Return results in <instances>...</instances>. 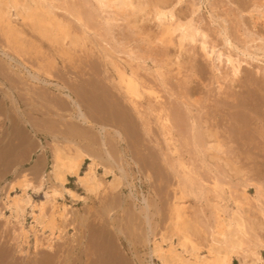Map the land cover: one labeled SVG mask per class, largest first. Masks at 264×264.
<instances>
[{
    "label": "rangeland",
    "instance_id": "1",
    "mask_svg": "<svg viewBox=\"0 0 264 264\" xmlns=\"http://www.w3.org/2000/svg\"><path fill=\"white\" fill-rule=\"evenodd\" d=\"M66 1L68 5H64H74L85 14L83 23L86 25H81L64 10L58 9V14L64 16V20H70L72 30L82 34L85 43L66 46L65 49L28 30V54H23V57L24 61L28 58L26 65L32 73L36 66L42 67V72L47 70L52 75V82L65 86L68 91L25 76L26 68L18 66L23 58L18 57H14L15 67L10 70L14 75L22 73L25 77L0 84V197L4 195L2 186L15 175L29 172L37 182L41 174L48 173L52 157L50 132L54 131L59 141L63 142L66 136H71V129H68L71 126L76 127L78 135H81L80 129L90 130L92 139L87 141L88 147L94 150L103 148L104 153L108 149L115 164L126 169L124 185L118 189L108 187V182L113 178L109 174L105 180H100L102 185L98 192L81 197L82 201L72 199L68 194L58 196L57 203L55 200L57 211L54 208L57 212L54 234L50 235L47 230L41 232L37 229L36 234L28 233V237H24L18 220L2 208L0 202V264H115L117 258L124 264H158L156 259L150 257V244L146 237L151 236L149 225L154 227L157 234L168 226L170 205L178 192L174 167L181 171L178 167L180 162H185L189 178L181 177L187 184L177 202L182 205L181 209L188 214V218L206 231L214 225L216 211H221V217L225 220L234 211H239L245 220L247 238L244 237L245 243L233 257L232 264H255L253 258L256 255L252 251L260 253L262 260L258 264H264V44H261L264 43V15L260 16V13H264V0L177 2V16L182 15L180 18L184 19L185 16L195 17L197 24L209 35L205 38V49L201 47L202 37L197 35L196 41L186 43L189 51L181 52L177 46L167 44V47L155 39L157 31L153 30H158V26L154 20L142 22L145 33L136 31L139 32L136 35L127 26L126 20L113 21V16L120 17L116 16L113 7L102 11L97 5L95 7L94 0ZM193 2L198 3L199 9L192 14ZM106 12H110V15ZM108 16L111 18L109 21L105 20ZM105 21H111V30ZM210 44L216 45V48L209 56L206 52L210 47L212 50ZM228 55L239 65L236 78L232 74L231 64L225 60ZM112 62H117L127 72L132 69L144 85L143 95L137 99L139 113L118 86L117 72ZM41 78L44 79V75L41 74ZM5 92L9 94L8 97L4 96ZM66 92H72L74 98L82 101L89 123L84 124L71 117L75 108L69 105L70 100L64 96ZM53 101H63L64 108L53 107ZM162 112L169 113L173 127L175 124L172 142L166 140L161 126ZM193 122L195 127L192 134ZM101 123L109 127L104 132L106 135L103 133L106 149L100 144L102 133H99L98 126ZM115 130L122 132L123 140L115 135ZM212 133L222 144V151L208 149L206 142L209 139V142H213L214 138H209L207 134ZM197 137H201L199 147L195 146ZM77 142L79 145L83 143L79 139ZM216 153L221 158L210 156ZM40 156L45 161L34 169L33 164ZM98 157L102 159L100 155ZM105 157L108 162L104 164L108 166L111 161L107 153ZM116 170L121 175L117 167ZM69 183L74 185V180L71 179ZM33 196L35 200L43 198L41 193ZM143 197L150 203L149 207L151 205L148 212L150 217L153 215L149 224L143 217L144 212L140 211L144 206ZM51 206H46L47 212L53 210ZM31 221L32 218L27 215L25 230H30ZM204 231L196 236L201 243ZM204 251L201 253L204 254Z\"/></svg>",
    "mask_w": 264,
    "mask_h": 264
},
{
    "label": "bare ground",
    "instance_id": "2",
    "mask_svg": "<svg viewBox=\"0 0 264 264\" xmlns=\"http://www.w3.org/2000/svg\"><path fill=\"white\" fill-rule=\"evenodd\" d=\"M94 1L96 3V4L94 3L95 7L97 5L98 9H100L102 11H104L105 8L107 9L108 7H113L112 9H114V13L117 14L116 16L120 15V17L113 16L112 17L114 19L113 21L115 23H117L116 21L119 19L126 20L127 26L131 27V30L135 33H136V31H140V34L144 32L143 31L144 26L142 25V22H144L145 20L156 21L157 26H158V30H155V29L153 30V31H157L155 33V35L153 32L152 33L155 36V39L157 38L159 40V42L164 46H166L167 44H173L179 48L180 52L181 51H189V48L186 47L187 46L186 43L196 41L197 35L198 36L200 35V37H202V40H201L202 46L201 47H203V49L206 48V39L205 38L207 36L209 37V35H207L206 31L201 29L200 25L197 24L198 21L195 20V17L191 16V17L187 18L185 16V19H184V17H182L183 18L182 19V18H180L182 15L177 16V14H176L177 10L175 11V6L177 5V2L179 4L180 2H183L185 0H176L175 2H174V0H94ZM66 2H67L66 0H0V79L2 80V81L0 80V84H4V83H6V81H8V82L13 81L14 82L17 79L20 80V78L22 76H24V75H21L22 73L21 74L15 73L16 75H14V73H12L10 70V69L15 67V63H13V60L18 57V58H23L22 59L23 62L19 63L18 66L19 67L23 66L26 68L25 76H27L31 80L38 82V83L39 82L45 83L47 85H55V86L59 87V89L62 88L63 90L66 88L63 85H59L58 83L52 82L50 80L52 75L47 70L42 72V69H43L42 67L36 66L35 72L32 73L27 68L28 64L26 63V61L28 62V58L25 57L26 59L24 61V57H23V54L27 53L26 43H28L27 42L28 41V33H27L28 30H30V32L32 31V33H34V32L37 33L40 37L47 39L50 43H52L54 45L57 44L60 47L62 46L63 48H65L66 46H72L73 47V46H77V45H80L82 43H85L84 42L85 37L82 36V34L78 33V31L76 33V31L74 32L72 30L71 26L69 25L70 20L69 21L64 20L62 18L64 16L60 17L61 15L58 14V11H57L58 9L64 10V12L68 13V16H71V17L73 16L76 21L80 22L81 25H83V26L86 25V23H83V21H84L83 16L85 14L80 12L81 11L80 9L79 10L76 9V7H74V5H73V7H72V5H70V6L64 5V4L68 5V3H66ZM194 2H196V1H194ZM194 2L191 6V7H193L192 14L195 13L197 11V9H199L198 3H194ZM197 2H199V1H197ZM106 13L109 14L110 12L109 13L106 12ZM259 13H260V11H259ZM69 14H71V15H69ZM261 15H264V13L263 14L260 13V16ZM87 16H86V18L89 20V16L88 17ZM253 18H254V16H253ZM99 20H101V19H99ZM105 20L109 21V20H111V18L109 17ZM110 22L105 21V23H108V25L111 24ZM109 29L110 30L112 29L111 26L109 27ZM136 29H138V30H136ZM80 32H82V30ZM137 33H139V32H137ZM137 33H136V35H138ZM132 34H134V33H132ZM146 37H148V36H146ZM140 38H141V40H144L143 37H140ZM124 39H126V38H124ZM227 39H229V38H227ZM241 40H239V41H241ZM244 40L247 42V39H244ZM144 41H146V39ZM124 42L125 41H123L122 43H124ZM154 43L155 42H153V44ZM209 43H210V41H209ZM227 43H228V41H227ZM230 43H232V42H230ZM149 44H151V43H149ZM261 44H264V43H261ZM147 45H148V43H147ZM210 45H208V46H210ZM169 46H171V45H169ZM211 46H212V50H210L211 49V47H210L209 51H207L206 53L209 54L211 51L213 52V49L216 45H211ZM167 47H168V45H167ZM63 48H60V49L63 50ZM259 48H261V47H259ZM70 49H71V47H70ZM190 49H192V48H190ZM104 51H105V49H104ZM190 52H191V50H190ZM167 54H168V52H167ZM176 55H178V53ZM178 56H180V55H178ZM209 56H210V54H209ZM52 58H53V56H52ZM175 59H177V58H175ZM181 59H182V57H181ZM218 59H220V58H218ZM225 60L228 61L227 63L231 64L232 72H233L232 74L236 78V75L239 71V65L236 64V62H234V60L232 59V57L230 55L226 56ZM173 62H175V61H173ZM237 63H239V61ZM112 64H113V67L115 68V70L117 72L116 78H117L118 86H120V88L123 89L124 94L127 97L128 101L131 103L133 109H135L139 113L137 99L142 97V95H143L142 88L144 85H142L141 82H139L140 80L136 76V73L134 71H132V69H131V72H127L125 69L120 68L117 65V62L116 63L112 62ZM178 65H180V64H178ZM178 65H176V66H178ZM179 68H181V67H179ZM41 74L44 75V79L41 78ZM233 76H230V77L232 78ZM24 77H22V78H24ZM114 81H116V80H114ZM22 84H24V83H22ZM220 85L221 84H219V87H221ZM65 90H67V88ZM70 91H71V89H70ZM7 92L4 93V96L8 97L9 94ZM63 93H64V91H63ZM71 93L66 92L64 94V96L70 100L69 105L71 104L75 108V111L73 113H71L72 114L71 117L72 118L75 117L81 123H84V124L89 123L90 119H89V116L87 115V113L82 108L83 107L82 101L74 98ZM95 98H97V97H95ZM49 100H51V99H49ZM107 100H109V99H107ZM63 101H64V99H63ZM63 101L62 102L61 101H53L52 106L56 107L57 109L58 108H64ZM49 103L51 104V102H49ZM162 103H164V102H162ZM16 105H17V103H14V105L12 104V106H16ZM70 108L73 109V107H71V106H70ZM72 109H70V110H72ZM141 113H142V111L140 112V115H141ZM160 114L162 115V117L160 119H161V126L163 128L165 138L167 141L172 142L173 141L172 128L175 127V124L173 127L169 113L165 114L164 112H162ZM99 117H96V118H99ZM146 118L148 119L147 116H146ZM107 122H109V121H107ZM14 123H16V122H14ZM144 125H146L145 122H144ZM191 125L193 126L192 130H191L192 134H193L194 133L193 130L195 127L194 122H193V124L191 123ZM34 127L36 128V125H34ZM38 128H40V127L38 126ZM38 128L35 130L37 131ZM98 128H99L98 129L99 133H102L100 144L102 145V147L104 146V148H105L106 147V143H105L106 140H105V136H103V135L104 134L106 135V133H104V132L106 130H108L109 127L107 126V124L105 125V124L101 123V124H99ZM68 129H71L70 131L72 134H70L71 135L70 137L66 136V138L64 139L63 142L59 141V139L57 138V134L54 131L50 132V134L52 135L51 136L52 137V139H51V143H52L51 156L52 157H51L50 170L48 173L41 174L39 172L41 175L36 180L37 182H35L32 179L29 172L24 171L23 173H20L19 175H15L14 177H12L8 181H6L5 185L2 186V190H3L4 195H2L0 197V202L2 203L1 207L8 210V212H10V214L13 215V217H15L18 220V222L20 224L19 227H20L21 233L24 237L25 236L28 237V233L36 234L37 229L41 232H44L45 230H47L48 235L54 234L55 213H57L56 212L57 207H55L56 198L58 196H64L65 194H68L72 198H75L77 196L79 198V196H80L72 188L66 187V184L70 182V178H74L75 183L78 186L84 188L85 191H87L89 193H97L98 189L102 185V182L100 181L99 176H98V169L100 166H102V169H103L102 174L104 176L109 175V174L113 175V178L111 179V181L108 182L109 183L108 187H110L112 189H118L119 187L124 185L123 175H124L126 169L124 170V168L122 166H120L119 164H117V165H119V166H117L115 164L114 159L112 157V154H110V152L107 151L108 149L105 152L107 153L108 158L111 161V164L108 166L106 165L107 163L104 165H101V163L98 161L99 155L96 156L97 154L93 155V154H90L89 152L87 153L86 151H84V149L81 147V145H79V143L77 142L76 138L78 136V133L76 131V127L71 126ZM41 130H43V129H41ZM46 130L48 132L50 131L49 129H46ZM176 133H177V131H176ZM58 135H60V134H58ZM115 135H117V137H119L120 140H123V134L121 131L115 130ZM176 136H178V135H176ZM207 136L209 138H214L213 142H209L210 139L206 142V144L208 143V145H209L208 149L209 148L214 149L215 151L219 152L222 149V144L216 139L215 133H212L209 135L207 134ZM192 138H193V136H192ZM200 138L201 137H197L195 140V146H197V147H199L201 145ZM203 141L204 140H202L201 142L204 143ZM173 143H175V141ZM24 145L26 146L27 144H24ZM27 146H29V144ZM40 146L42 147L43 145L40 144ZM176 148H177V145H176ZM106 153H104V154H106ZM100 156H101V154H100ZM210 156L212 158H216V159L221 158L217 153L211 154ZM85 160H90V161H89L88 165H86L87 168L84 169L85 171L82 172L81 169H82L83 164L85 163ZM119 161H121V160L119 159ZM169 162H170V160H169ZM184 163L180 162L178 164V167L181 169V171L176 169V166L174 167V171H175L174 173H175L176 178H177L178 192L176 191V194L174 196V201L170 205L169 217H168V219H169L168 226L166 227L165 230H163L162 232L157 234L155 232L154 227L151 228V226L149 225V228L151 229L149 234H151V236H149L148 238L146 237V239H147L148 243L150 244V247H149L150 257L156 259L158 261V264H205L204 261H207V262L212 263V264H232L233 257L238 253V250L241 249L243 243H245L244 242L245 238H247V237H245V235L247 233L245 220L241 216L240 212L237 210L233 212L232 216L229 217L228 220H225L224 218L221 217V214H220L221 211H216V213H214V221H215L214 225L210 226L208 228V230L204 231L203 230L204 228L203 229L199 228L198 224L196 222H194L190 218H188V214L184 211V209H181L182 205H179V203L177 202V200L179 198H181V193L186 188V184H187V181L185 184V182H184L185 180L182 179L181 177L185 176L184 178H187V177L189 178V176H188L189 174L185 171ZM116 167L119 170V173L121 175H118L116 173V171H117ZM35 171H37V170H35ZM47 175H48V177H47ZM124 177H125V175H124ZM189 183H191V182H189ZM192 184H193V182H192ZM217 186H219V185L217 184V181H216L215 187H217ZM192 190H193V188H192ZM189 192H190V190H189ZM39 193L43 194V198L40 200H35L33 195L39 194ZM200 195H201V193H200ZM80 198H81V196H80ZM232 198H233V196H232ZM56 203H57V200H56ZM141 203H142V201H141ZM49 204H52L51 207L53 210H51L50 212H47L46 206ZM143 204H144L143 210H140V211L144 212L143 217L145 218L146 223L149 224V221H151V217L153 215V214H151V217H150L149 216L150 211L148 212V209L151 207V205L149 207L150 203H148V201L145 197H143ZM180 204H181V202H180ZM137 206H139V205H137ZM218 207H220V206H218ZM54 208L56 211L54 210ZM63 208H65V207H63ZM140 209H142V208H140ZM66 213L68 216V212H66ZM222 213H224V212H222ZM1 214H2V212L0 210V216H2ZM27 215H29L32 218V221H31L32 225H30V230H25L24 220H25ZM61 215H62V213H61ZM155 226H156V224H155ZM59 227H62V226H59ZM149 228H148V230H149ZM200 231L205 232L202 243L196 239L197 233ZM15 232H17V231H15ZM121 233H124V232H121ZM140 236H142V235H140ZM146 236H148V235H146ZM24 240H26V238H24ZM132 242H133V240L130 241V243H132ZM49 245H50V243H49ZM203 249H205V251ZM202 250L205 252L204 254L201 253V252H203ZM243 251H245V250H243ZM251 253L256 255V257L253 259H254L255 264L256 263L258 264L262 260L260 253L253 252V251ZM243 258H244V256H243ZM51 260H53V259H51ZM243 261H244V259H243ZM114 262H115V264H124L123 263L124 261H122L120 258H117L116 260H114ZM207 262H206V264H208ZM252 262H253V260H252Z\"/></svg>",
    "mask_w": 264,
    "mask_h": 264
},
{
    "label": "crops",
    "instance_id": "3",
    "mask_svg": "<svg viewBox=\"0 0 264 264\" xmlns=\"http://www.w3.org/2000/svg\"><path fill=\"white\" fill-rule=\"evenodd\" d=\"M80 131V136L78 135L77 136V138L76 139H79V141L80 142H83L82 144H80L81 145V147L84 149V151H86L87 153L89 152L90 154H98V155H100L101 154V158L102 159H98V161L103 165L104 163H107L106 162V157H105V154H104V152L102 151L103 150V148H100L99 150H94L93 148H91V147H88V145H87V141L88 140H90V139H92V136H91V132H90V130H87V129H80L79 130ZM86 142V144H84ZM97 151V152H96ZM100 153V154H99ZM42 161V162H41ZM44 161H45V158L44 157H42V156H40L39 158H37V161H35L34 162V164H33V167H34V169H36L37 167L39 168L43 163H44ZM89 161L90 160H85V163L83 164V166H82V169H81V171L83 172V171H85L84 169H86L87 168V166L86 165H88V163H89ZM102 172H103V169L102 168H99L98 169V176H99V178H100V180L101 181H103V180H105L108 176H103V174H102ZM71 179H73L74 180V185H69V184H67L68 185V187H70V188H72L73 190H75L79 195H81V197H83V196H86V195H93V193H87L85 190H84V188H82V187H80V186H78L76 183H75V179L74 178H71ZM71 179H70V181H71ZM68 196V195H67ZM68 197H70V198H72L71 196H68ZM78 198V196L77 197H75V198H72V199H77ZM78 200L79 201H82V199L80 198V196H79V198H78Z\"/></svg>",
    "mask_w": 264,
    "mask_h": 264
}]
</instances>
